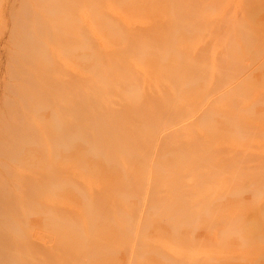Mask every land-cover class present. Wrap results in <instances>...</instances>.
Listing matches in <instances>:
<instances>
[{"label":"bare ground","instance_id":"6f19581e","mask_svg":"<svg viewBox=\"0 0 264 264\" xmlns=\"http://www.w3.org/2000/svg\"><path fill=\"white\" fill-rule=\"evenodd\" d=\"M99 1L34 9L22 0L11 14L9 75L20 82L8 88L22 102L0 132V264H114L137 219L132 264H264V59L245 64L264 51L251 28L264 25V0ZM123 11L128 22L117 17ZM79 18L105 37L119 33L126 47L101 56L83 30L92 42L84 48L72 33ZM198 37L199 47L180 48ZM83 67L97 80L81 77ZM238 75L202 106L203 91ZM189 106L201 111L196 123L182 134L172 124V139L159 141L148 114L183 115ZM48 154L54 160L44 166ZM160 210L165 218L149 222ZM41 222L55 244L13 235Z\"/></svg>","mask_w":264,"mask_h":264},{"label":"rangeland","instance_id":"374dc122","mask_svg":"<svg viewBox=\"0 0 264 264\" xmlns=\"http://www.w3.org/2000/svg\"><path fill=\"white\" fill-rule=\"evenodd\" d=\"M47 0H33L32 7L34 9H38L41 4ZM105 0H100L99 4L97 5V8H102ZM22 0H0V14L2 15V20L0 21V132L1 130H4V127L9 124V121L3 119V116L12 112L14 109L19 107V104L22 102V98H19L17 95H14L8 88V85L11 83H18L20 80L18 78L13 79L9 75V67H10V58L11 54L15 53L14 48L12 47V37H13V21L11 19V14L14 11H17L21 7ZM103 3V4H102ZM160 8V7H156ZM2 12V13H1ZM211 16H216L211 14ZM117 17L123 21L128 22L127 14L123 11L117 14ZM242 17H246L245 15H242ZM238 21V23L244 24L247 19ZM61 26L65 31L72 32L71 28L68 27L66 23H61ZM246 27V26H242ZM75 29L73 30V34L79 39L80 44L83 45V47L90 48L92 45V42L85 37L84 34H82L83 30L89 31L90 35L92 36V39H94L95 48L99 52L101 56H107L112 53L116 52H122L126 45L124 44V41L120 39V34L116 32H111L110 35L104 36V34L96 29L91 23H89L88 20L84 18H79L75 21ZM251 28L260 35L262 40V47H264V25H252ZM205 41L204 37H198L195 40H185L181 41L179 44L181 49H192L199 47L203 42ZM122 42V43H121ZM84 47V48H85ZM52 48V42L50 40L45 41L42 44L41 49L45 50L46 52L50 51ZM264 59V51L262 53V56H260L258 59H249V62L245 61V64L248 68L254 69L255 67H258V65L263 61ZM245 66V69H246ZM79 74L84 79L88 80H97L96 77H93V74L91 70L88 67H83L80 69ZM242 78V75H238L232 78L227 79L225 82L216 84L213 88H211L209 91L205 90L202 93V106L204 108L208 105L214 104L218 98H220L224 93L229 92L231 89L235 87V85L239 82V80ZM31 90L32 88H28ZM259 91L263 92L264 88L258 89ZM251 106L250 103H245L244 109L249 108ZM243 110H240L237 115L240 117L244 116ZM200 109H195L189 106L187 108L186 113L184 112L183 115H179L177 113H166L165 115H159L155 116L152 115L150 112L148 114V125L151 129L155 130L156 138L159 141L167 142L172 139L171 132L173 127L172 124H177L178 128V134H182L188 127L194 125L196 123L197 117L200 114ZM171 116V125H166L164 127L158 125V120L160 121L165 116ZM70 115L68 114L67 117ZM152 117V118H151ZM55 131V130H54ZM57 132V131H56ZM203 148V146H201ZM144 156L143 152H136L132 154L133 158H141ZM145 157V156H144ZM124 158V157H122ZM54 160L53 155H46L45 158L42 159V163L44 166H48L52 164ZM6 160L0 158V173L4 172L3 167L1 164H5ZM153 168V167H152ZM152 168H149L152 170ZM145 169L142 172V175H145L147 179H149V182L151 184L154 183V180L152 179V176H150L149 173H147ZM144 176V177H145ZM34 177H37V174H34ZM36 180V179H34ZM12 185L14 183H11ZM87 187H90V185H86ZM42 201H45V204L51 205V206H61L60 201H53L50 199V197L47 194H43ZM147 204L146 195L141 196V198L137 201V206L140 208H144ZM145 205V206H144ZM34 210L38 211L39 207L36 205L33 206ZM40 210V209H39ZM165 211H158L156 214L152 215L148 221L149 222H155V221H161L166 216ZM140 223L141 220L137 219L133 223H131V233L129 237H126L124 240H122V246L119 249H116L113 252L115 263L114 264H132L131 256L136 251V240L140 238ZM46 222H41L39 224L30 226L23 230L22 233L16 234L15 232L13 235L18 238V240L22 242H40V243H50L55 244L57 241V238L52 233H47L46 231ZM182 226H180L181 228ZM151 240L147 241V248H149ZM146 248V249H147ZM204 254L203 251L199 252V255ZM4 264H11L9 259H6Z\"/></svg>","mask_w":264,"mask_h":264}]
</instances>
